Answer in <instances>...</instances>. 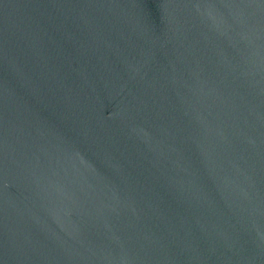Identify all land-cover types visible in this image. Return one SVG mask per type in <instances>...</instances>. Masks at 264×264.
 <instances>
[{"label":"water","instance_id":"95a60500","mask_svg":"<svg viewBox=\"0 0 264 264\" xmlns=\"http://www.w3.org/2000/svg\"><path fill=\"white\" fill-rule=\"evenodd\" d=\"M0 264H264V0H0Z\"/></svg>","mask_w":264,"mask_h":264}]
</instances>
